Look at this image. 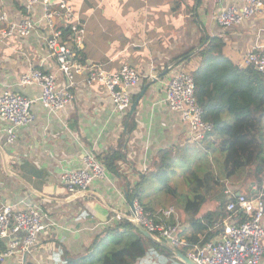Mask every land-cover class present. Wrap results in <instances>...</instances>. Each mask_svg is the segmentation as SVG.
<instances>
[{
	"label": "crops",
	"instance_id": "crops-1",
	"mask_svg": "<svg viewBox=\"0 0 264 264\" xmlns=\"http://www.w3.org/2000/svg\"><path fill=\"white\" fill-rule=\"evenodd\" d=\"M67 1L84 23L82 56L86 66L112 73L123 65H130L138 71L141 83L131 93L134 101L146 89L133 112L135 129L128 138L124 118L129 111L114 112L105 86L95 83L87 87L85 73L77 77L72 89L74 102L64 109L50 113L40 104H33L34 121L18 129L14 143H7V135L2 131L5 123L0 120V208L12 206L19 211L36 204L53 222L38 234L29 252L9 256L0 264H71L69 261L88 257L105 227L115 223L110 221L114 214L129 213L131 198L127 191L133 187L142 189L141 174L150 169L153 159L163 150L180 157L178 166L182 168L187 166L193 153L204 159L206 170L211 168L218 174L221 154L206 153L200 146L193 149L200 142L189 140L188 128L180 114L170 111L164 102L170 75L167 68L195 70L200 60L197 52L210 38L222 41V54L236 65L254 46L264 47V10L227 29L216 22L220 10L240 6L242 0ZM24 2L0 0V14L5 12L10 20H18ZM36 11L38 16L39 7ZM201 39L204 41L199 44ZM45 55L44 41L36 32L22 38L0 39V92L11 90L27 98L38 97L39 88L21 86L19 78L37 67ZM183 55L190 56L189 61L183 60ZM176 58L180 62L176 63ZM43 70L55 72V63L48 60ZM166 70L165 75L156 79ZM59 81L64 82L62 76ZM262 125L264 129V119ZM118 147L125 153L124 160L118 162L120 175L106 169V178L93 180L80 195L69 194L64 189L60 182L64 171L82 168L86 155L92 154L97 159ZM184 189L183 193L177 192L176 205L165 193L166 197L153 191L144 202H154L151 213L155 220L162 222L160 211L172 206L176 214L171 217L172 222L165 223H178L179 235L186 240L183 234L189 231L192 212L185 213L179 206L186 195L185 182ZM227 190L233 195H228ZM136 193L132 198H138ZM238 193L252 199L262 195L264 202V177L260 185L243 172L221 179L217 190L206 197L194 216L202 219L212 214V220L193 243L210 240L219 233L211 230L212 223L221 217L219 207ZM107 221L109 224H105ZM0 242L1 253L7 248L8 240L0 239ZM261 242L264 245V236ZM146 248L148 252L132 264H184L170 252L171 256H167L151 245ZM178 250L185 256L188 252V248ZM261 264H264V255Z\"/></svg>",
	"mask_w": 264,
	"mask_h": 264
},
{
	"label": "built area",
	"instance_id": "built-area-1",
	"mask_svg": "<svg viewBox=\"0 0 264 264\" xmlns=\"http://www.w3.org/2000/svg\"><path fill=\"white\" fill-rule=\"evenodd\" d=\"M36 7L40 9L38 16L35 14ZM263 10V0H242L240 6L220 10L216 22L221 28L227 29L251 19ZM19 16L18 20H10L5 12L0 14V39L22 38L36 32L44 41L46 55L37 67L19 78L21 86L36 85L40 91L38 97L27 98L11 90L0 92V120L5 123L2 131L7 135V143H14L18 129L34 121L31 111L33 104L38 103L48 112L55 113L73 103L75 95L72 89L77 84V77L83 73L86 74L87 87L95 83L105 86L114 112H128L131 93L140 81L138 71L130 65H123L112 73L99 67L86 66L82 56L84 23L67 0H25L19 9ZM48 60L55 63V72L43 70ZM237 66L253 67L264 73V47L254 46L241 57ZM172 69L170 66L164 102L170 111L180 114L188 128L189 140L199 143L206 132L212 130V125L203 121V110L195 98L193 77L182 68ZM59 76L64 80L62 84ZM82 162V168L64 171L60 176V182L69 194H83L93 180L106 178L105 166L94 155L84 156ZM226 193L233 195L228 190ZM132 200L133 208L128 214L117 212L110 221L139 223L169 245L177 249L188 248L186 257L194 264H261L264 255L261 242L264 236L262 195L252 199L239 194L221 204V217L211 227V230L219 233L208 241L191 244L179 235L178 223H165V220L176 214L172 206L160 211L164 220L162 222L155 220L138 198ZM236 215H242L243 218H234ZM50 224L53 222L36 204H29L26 209L19 211L12 206L0 208V239L8 240L7 248L0 253V262L9 256L29 252L37 242L38 234Z\"/></svg>",
	"mask_w": 264,
	"mask_h": 264
},
{
	"label": "trees",
	"instance_id": "trees-1",
	"mask_svg": "<svg viewBox=\"0 0 264 264\" xmlns=\"http://www.w3.org/2000/svg\"><path fill=\"white\" fill-rule=\"evenodd\" d=\"M203 41L204 39H201L199 44ZM222 47L221 40L208 39L197 52L200 58L198 66L195 70L188 71L193 77L197 104L203 110V121L212 125V130L206 132L200 144L206 153L219 152L222 157L218 174L211 168L202 174H198L194 169L182 172L186 195L180 200L179 206L185 213L192 212L189 231L183 234L188 244L196 241L211 223L212 214L202 219L194 216L206 197L217 190L221 179L232 178L243 172L247 178L260 185L264 177L262 125L264 73L253 67L239 68L222 54ZM182 57L185 61L190 59L188 55ZM133 101L131 96V103ZM134 123V114L129 116L127 113L124 118L126 138L135 129ZM124 158L125 153L119 147L97 157L108 171L118 175H120L118 162L123 161ZM179 159L180 157L172 155L170 150L161 151L153 159L150 169L141 174L142 189L137 190L133 187L127 191L128 196L132 198L134 193L138 192L136 194L141 205L149 212L152 211L150 206L154 202H144V199L148 198L150 191L156 195L165 193L168 200L176 205L178 191L176 180L182 175V173L177 175L179 172L177 167L181 168L178 166ZM239 218H243L242 215H239ZM172 220L171 218L165 222ZM102 235V238L92 246L93 251L88 257L69 262L71 264H132L148 252L146 247L149 245L171 256L166 249L142 237V234L128 221L115 222L113 226L105 227ZM0 246H2L1 242Z\"/></svg>",
	"mask_w": 264,
	"mask_h": 264
},
{
	"label": "water",
	"instance_id": "water-1",
	"mask_svg": "<svg viewBox=\"0 0 264 264\" xmlns=\"http://www.w3.org/2000/svg\"><path fill=\"white\" fill-rule=\"evenodd\" d=\"M200 48V47H197ZM180 62V60L176 61V63ZM170 67V66H169ZM169 67L167 68V70L169 69ZM166 71H163L162 73H160L159 75L156 76V79L159 78L160 76H163L166 74ZM145 87L142 89V91L139 93L138 98L135 99V101L132 103L129 113L128 115L131 116L137 106V103L139 101V99L143 96L144 92H145ZM239 194V193H238ZM129 204L131 209L133 208V200L132 198L129 200ZM133 226L139 231L140 234H142L145 238L155 242L156 244H158L159 246H161L162 248L166 249L167 251H169L174 257H176L177 259H179L180 261H182L184 264H194L189 258H187L180 250H178L177 248L169 245L167 242L163 241L162 239L155 237L154 235H152L149 231H147L144 227H142V225H140L139 223L134 222Z\"/></svg>",
	"mask_w": 264,
	"mask_h": 264
},
{
	"label": "rangeland",
	"instance_id": "rangeland-1",
	"mask_svg": "<svg viewBox=\"0 0 264 264\" xmlns=\"http://www.w3.org/2000/svg\"><path fill=\"white\" fill-rule=\"evenodd\" d=\"M185 69H183L184 71H187L188 70V68H186V67H184ZM173 69H175V68H173ZM172 69V70H173ZM170 71V70H169ZM188 72V71H187ZM127 111H129V109L127 110ZM203 147L201 144H196V145H193V149H200V147ZM194 158V159H193ZM204 161V159H199L195 154H193V153H191L190 155H189V161H188V164H187V166L186 167H184V168H179V167H177L178 169V173H177V175L178 174H181L182 172H183V170H188V169H194L198 174H202L204 171H206V166H205V162H203ZM188 165H190L191 167H188ZM176 184H177V192H179V193H183V192H185L184 190V181H183V173H182V175L181 176H179L178 177V179L176 180ZM161 194H163V193H161ZM164 195V194H163ZM165 196V195H164ZM163 196V198H164V200L166 199L165 197Z\"/></svg>",
	"mask_w": 264,
	"mask_h": 264
}]
</instances>
